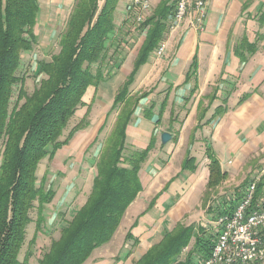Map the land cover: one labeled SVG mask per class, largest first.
Segmentation results:
<instances>
[{
    "label": "crops",
    "instance_id": "crops-1",
    "mask_svg": "<svg viewBox=\"0 0 264 264\" xmlns=\"http://www.w3.org/2000/svg\"><path fill=\"white\" fill-rule=\"evenodd\" d=\"M77 1L38 0L34 29L38 46L23 56L31 61V70L36 71L38 62L59 52L60 36ZM98 1L101 10L106 0ZM149 1L152 10L145 22L161 4L173 5L176 0ZM132 13L131 1L119 0L113 15L116 30L108 41V55L116 57L119 66L105 67L104 72L111 76L87 90L75 116L77 121L71 125L87 117L88 127L78 131L51 161V169L56 171L49 180L54 185L60 174L63 180L48 207L53 209L48 226L64 210L71 218L60 217L62 222L66 218L70 221L84 205L87 198L76 212L69 208L80 200L81 171L88 166L95 169L88 196L91 192L94 163L117 120L118 112H111L116 95L133 74L150 30V26L143 27L138 49L128 53L135 43L134 34L145 23L139 25ZM191 15L174 27L168 23L159 44L166 43L165 54L157 57V48L153 50L129 86V97L138 105L126 130L127 152L150 149L139 171L142 191L111 242L95 250L86 264H136L180 226L193 227L200 237L202 233L206 236L209 223L200 221L214 212L211 203L222 186L243 197L250 177L264 183V0H209L203 29ZM122 27L125 33L119 36ZM163 133L172 137L166 145L161 141ZM213 159L226 175L217 189L209 188ZM261 194L262 190L258 198ZM222 199L226 201L221 212L229 203L228 197ZM121 230L124 239L116 243ZM216 239L217 229L214 243ZM196 248L193 238L180 264H185ZM192 257V264H196Z\"/></svg>",
    "mask_w": 264,
    "mask_h": 264
},
{
    "label": "trees",
    "instance_id": "trees-1",
    "mask_svg": "<svg viewBox=\"0 0 264 264\" xmlns=\"http://www.w3.org/2000/svg\"><path fill=\"white\" fill-rule=\"evenodd\" d=\"M98 2L77 1L60 36L59 52L50 60L38 62L35 71L23 56L38 46L34 33L38 0H0V264H31L38 236L47 223L48 207L56 196L48 175L38 177L39 167L46 159L51 162L78 131L88 127L87 117L71 125L77 121L75 116L87 90L111 76L104 72L105 67L119 66V60L108 55L119 0H106L101 10ZM176 4L177 0L173 5L164 2L142 25L150 26V30L133 74L116 95L111 112H118L117 120L94 163L96 176L91 192L37 264H86L95 250L111 242L129 206L142 191L139 171L150 149L127 152L126 130L138 105L135 98L129 97V86L162 42ZM30 72L35 78L32 89L28 88ZM225 178L213 159L209 188L217 189ZM263 187L260 181L256 198ZM239 199L231 200L233 206ZM236 207H228L220 215L231 214ZM32 224L35 231L21 259ZM193 238L195 251L207 259L215 239H203L193 227L180 226L136 264H180ZM194 254L188 255L185 264H192Z\"/></svg>",
    "mask_w": 264,
    "mask_h": 264
},
{
    "label": "built area",
    "instance_id": "built-area-1",
    "mask_svg": "<svg viewBox=\"0 0 264 264\" xmlns=\"http://www.w3.org/2000/svg\"><path fill=\"white\" fill-rule=\"evenodd\" d=\"M132 9L137 11L136 21L139 25L145 22V17L151 12L152 6L149 0H130ZM187 0H177L176 11L172 21L181 23L183 8ZM209 0H196L193 22L200 29L206 18ZM162 43L155 55L165 47ZM259 181L251 183L247 187V198L240 201V210L233 214H223L217 217V239L214 243L211 255L200 261V264H261L264 256V187L262 196L257 197Z\"/></svg>",
    "mask_w": 264,
    "mask_h": 264
},
{
    "label": "rangeland",
    "instance_id": "rangeland-1",
    "mask_svg": "<svg viewBox=\"0 0 264 264\" xmlns=\"http://www.w3.org/2000/svg\"><path fill=\"white\" fill-rule=\"evenodd\" d=\"M127 1H130V0H127ZM132 12H133L132 14H134L137 17V14H138L137 11L132 9ZM188 16H192V15L189 13ZM132 18H133V16H132ZM123 28L124 27L119 29V36H122L125 33V29H123ZM143 34H144L143 27H139L138 31H136V34H134V37H133V39L135 40V43L133 45H131L130 50L128 51V53L129 52L131 53L134 49H138V46L140 44V39L142 38ZM127 35H130V34L127 33ZM166 48H167V45H166ZM118 62H120V61H118ZM34 86H35V78L32 75V73L30 72L29 75H28V88L32 89V88H34ZM51 166H52V163L50 161H48L47 159L44 160L41 163L40 168H39V172H38V175H39L40 179H41V177H43L45 172H47V171H49L51 169ZM86 167H87V165H86ZM91 168H89V166H88V168H86L85 170L81 171L82 172L81 173V175H82V177H81V185L79 187L80 190H79V194H78V196L80 197V200L78 202L75 201L74 203H71L69 208H70V211L72 213L76 212L78 210L79 206H81L82 203L88 197V190H89V187H90L91 178H92V176L94 175V172H95V169L93 167H91ZM51 170H52V172L51 171L48 172V175H50V176H48V178H50L51 175H53V173H55V171H56L54 169H51ZM251 178L252 177H250L249 180L247 181L246 186L247 185L249 186L255 180V179H251ZM61 179L63 180V177L60 174V175L57 176V178L54 181V188L56 189V191H57L59 186L61 187V182H60ZM251 180H253V181H251ZM66 181H67V179H66ZM258 183H260V182H258ZM247 187H245V191L247 190ZM223 190L226 193L222 194ZM226 190H227V187L226 186H222V189L220 188V190H218L214 194V197H215L214 201L215 202L213 201V203H211L212 211H214V212L210 213L211 214L210 217L205 215V217H203V219L200 221V222H202L204 224H208L209 223L208 225L210 227V228L206 229V230H208L207 233H206L207 234L206 236L205 235L203 236V234L201 235V237L203 239H208L211 236H212L213 239H215V233H216L217 227H216V229L214 228L215 226H214L213 222H215V217H217V215H220V213H222L221 212V210H222L221 206L226 201L225 199H222V198L223 197H228L229 198V203L226 202V204L229 207V209H232V207L235 206V205L233 206V204H232L233 202H231V200H236V199L240 198L239 199V201H240L243 198V197L238 196L237 194L235 195L236 192H235L234 189H231L229 191L228 190L226 191ZM245 191H244V193H245ZM216 201H218V202H216ZM51 212H53V209L52 208H50V209L48 208L47 213H46V220L51 215ZM62 212H64V214H65L64 218L65 217H68V219L71 218V216H69V213H67V210L66 211L64 210ZM62 212H61V214H63ZM60 215H59V217H57L55 219V222L51 226H48V223H46L45 227L41 230V233L39 234L38 239H37L36 246L33 249L34 250V257L31 260V264H37V260L41 257L43 252L49 247L48 245H50L51 241L54 238H57L58 235H59L60 230L66 226V224L62 222V220L60 218ZM35 218H36V213H33V219H35ZM68 219L66 218L65 220L69 221ZM195 224H196V222H195ZM34 231H35V225L32 224L28 228V241H27V244H25V246L23 248V252L21 254V259H23L24 254H25V252L28 249V243L32 239ZM123 239H124V232L121 230V232L119 233V235H118V237L116 239V243L117 242L118 243L122 242ZM113 249L115 250L116 248L113 247ZM188 251L189 250L185 251L182 254V256H181L182 260L185 259ZM194 253L197 254V255L196 254L193 255L194 256V260L197 262L196 264H200V260L201 259L198 256V253L196 251H194ZM192 259H193V257H192ZM258 264H260V263H258ZM261 264H262V262H261Z\"/></svg>",
    "mask_w": 264,
    "mask_h": 264
},
{
    "label": "bare ground",
    "instance_id": "bare-ground-1",
    "mask_svg": "<svg viewBox=\"0 0 264 264\" xmlns=\"http://www.w3.org/2000/svg\"><path fill=\"white\" fill-rule=\"evenodd\" d=\"M195 2H196V0H187L185 7L183 8V17L181 18V22H183V20L189 15V13L194 14ZM178 24L179 23H175V25H178ZM165 51H166V44H165V47H163L162 50L159 52V56H157V57H162L164 55ZM243 198H247V190L245 191ZM235 210H240V203L237 204V207L235 208ZM234 211L231 214H233ZM215 224L217 227V222H215ZM261 262H262V264H264V256L261 257ZM211 264H218V263H211Z\"/></svg>",
    "mask_w": 264,
    "mask_h": 264
},
{
    "label": "water",
    "instance_id": "water-1",
    "mask_svg": "<svg viewBox=\"0 0 264 264\" xmlns=\"http://www.w3.org/2000/svg\"><path fill=\"white\" fill-rule=\"evenodd\" d=\"M171 139L172 137L169 133H163L161 136V141L163 145H166L167 143H169Z\"/></svg>",
    "mask_w": 264,
    "mask_h": 264
}]
</instances>
